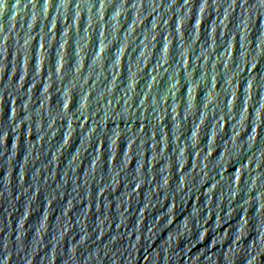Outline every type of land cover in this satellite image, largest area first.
I'll return each mask as SVG.
<instances>
[{"label":"water","instance_id":"95a60500","mask_svg":"<svg viewBox=\"0 0 264 264\" xmlns=\"http://www.w3.org/2000/svg\"><path fill=\"white\" fill-rule=\"evenodd\" d=\"M0 264H264V0H0Z\"/></svg>","mask_w":264,"mask_h":264}]
</instances>
